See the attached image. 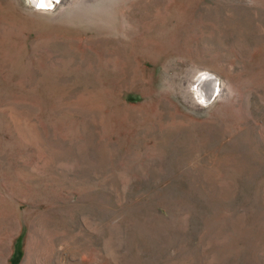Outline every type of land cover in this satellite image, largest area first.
<instances>
[{"label":"rangeland","instance_id":"1","mask_svg":"<svg viewBox=\"0 0 264 264\" xmlns=\"http://www.w3.org/2000/svg\"><path fill=\"white\" fill-rule=\"evenodd\" d=\"M0 264H264V0H0Z\"/></svg>","mask_w":264,"mask_h":264},{"label":"bare ground","instance_id":"2","mask_svg":"<svg viewBox=\"0 0 264 264\" xmlns=\"http://www.w3.org/2000/svg\"><path fill=\"white\" fill-rule=\"evenodd\" d=\"M35 4L37 5H48L52 6L54 4V1H59V0H32ZM210 83V82H209ZM215 86V81L211 80L210 87ZM207 88V87H206ZM207 90V89H206ZM212 92V91H211ZM209 93V92H208ZM210 94V93H209Z\"/></svg>","mask_w":264,"mask_h":264}]
</instances>
